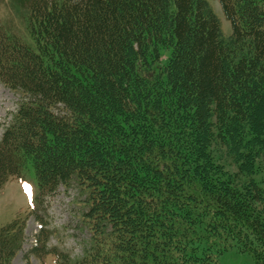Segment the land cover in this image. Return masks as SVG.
<instances>
[{"label":"trees","instance_id":"1","mask_svg":"<svg viewBox=\"0 0 264 264\" xmlns=\"http://www.w3.org/2000/svg\"><path fill=\"white\" fill-rule=\"evenodd\" d=\"M219 2L229 38L206 0H27L24 35L0 22V84L20 96L0 191L31 166L42 215L78 186L89 231L72 258L36 215L25 264H219L231 249L264 264V0ZM26 226L0 228V264Z\"/></svg>","mask_w":264,"mask_h":264},{"label":"rangeland","instance_id":"2","mask_svg":"<svg viewBox=\"0 0 264 264\" xmlns=\"http://www.w3.org/2000/svg\"><path fill=\"white\" fill-rule=\"evenodd\" d=\"M221 21L222 33L225 38L232 35V24L227 20L219 0H206ZM27 0H0V22L11 25V31L26 33L25 3ZM29 41V40H27ZM20 96L0 85V138L4 129L16 112ZM222 152V151H221ZM222 159L230 158L223 156ZM264 170V161L261 162ZM256 180L264 188V172L256 175ZM38 186L34 171L31 166L23 171L21 178H13L0 191V228L13 222L18 217L26 219V241L22 251L14 259L13 264H25V256L35 245V235L43 223H38L32 208L36 205ZM84 196L78 186L69 188L61 187L57 194L47 201L46 211L42 217L48 222L47 229L55 231L49 241V248H58L61 252L69 254L72 258L82 256L84 242L89 238V231L84 228L81 216L85 210L82 201ZM264 209V207H263ZM53 255H47L43 259L35 255L31 256V264H54ZM219 264H257L249 255L231 249L220 256Z\"/></svg>","mask_w":264,"mask_h":264}]
</instances>
